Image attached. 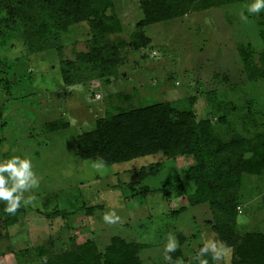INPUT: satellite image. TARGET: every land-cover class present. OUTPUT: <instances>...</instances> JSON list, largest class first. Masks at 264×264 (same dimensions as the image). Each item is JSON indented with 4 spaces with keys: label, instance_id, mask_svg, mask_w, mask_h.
Here are the masks:
<instances>
[{
    "label": "rangeland",
    "instance_id": "1",
    "mask_svg": "<svg viewBox=\"0 0 264 264\" xmlns=\"http://www.w3.org/2000/svg\"><path fill=\"white\" fill-rule=\"evenodd\" d=\"M14 2L0 0V17H7L2 24L10 25L5 39H0V160L30 158L39 183L23 192L25 213L17 224L5 227L0 210V264H48L87 239L104 250L114 235L143 243L139 254L146 264H169L165 249L170 236L176 248L180 245L179 231L185 238L184 256L197 264L193 257L200 244L215 242L210 223L218 214L205 202L191 204L172 217V208L180 204L174 190L166 195L163 189L167 182L184 184L193 157L158 153L105 165L78 158L77 136L94 128L107 113L177 99L186 104L193 95L198 116L211 117L225 139L234 132L252 136L264 131V125L245 126L242 119L252 100L257 120L264 122V77L250 80L239 53L243 47L246 61L261 65L264 9L248 13L253 0H244L151 23L143 28L151 43L141 50L125 48L116 75L66 86L60 62L75 60L78 52L89 49L88 22L76 21L59 30V53L37 32L52 21L46 20L49 15L22 0ZM113 5L122 31L110 37L130 41L143 18L138 0H113ZM14 8L16 15L11 13ZM209 91L235 107L229 127L219 122L222 112L209 100ZM57 119L68 121L69 127L47 131L45 124ZM158 161L164 166L157 176H138L143 165ZM263 188V176L243 175L241 189H247L246 196ZM248 202L249 197L245 206ZM240 209L239 230L251 231L248 224L241 225L249 213ZM113 212L118 219L105 222V214ZM46 213L54 216L47 218ZM222 252L216 263L230 262L232 248Z\"/></svg>",
    "mask_w": 264,
    "mask_h": 264
},
{
    "label": "trees",
    "instance_id": "2",
    "mask_svg": "<svg viewBox=\"0 0 264 264\" xmlns=\"http://www.w3.org/2000/svg\"><path fill=\"white\" fill-rule=\"evenodd\" d=\"M15 4L21 0H14ZM26 6L38 9L49 15V25L37 30L38 35L61 53L59 30L66 29L76 21H87L91 29L89 49L76 54L75 60L63 59L60 70L66 86L83 83L95 78H109L117 74L123 65L122 52L131 47L141 50L151 43L143 28L151 23L181 17L193 11L220 7L244 0H138L143 18L137 22L136 29L130 35V41L111 39L122 31L121 20L114 11L113 0H22ZM10 10L12 7L7 6ZM15 14V8L11 10ZM7 17H0V39H5L8 23L2 24ZM29 20V17H26ZM27 21L25 25H27ZM29 39L32 38L31 29ZM264 42V28L260 30ZM239 53L243 57L244 67L250 80L264 77V52L261 65L246 61L245 49ZM209 100L217 105L222 115L219 122L230 126L233 119V107L229 102L216 97V93L207 92ZM184 100V99H183ZM197 96L189 97L184 104L182 99L162 101L146 106L123 109L116 113H107L99 118L94 128L83 131L77 136L76 153L83 160H96L105 165L127 162L138 157L161 153L168 158L191 155L194 159L184 173V184H164L166 195L174 190L179 207L172 208L171 216L178 217L187 211L189 205L208 202L217 212L218 219L211 222L215 233V242L223 248H232L230 262L216 263L208 254L209 264H264V232L258 230H239V209L244 204L241 191L243 175L252 174L264 177V131L252 136L234 132L225 139L216 129L211 117H200L193 106ZM253 101H248L242 114L244 124L264 125L257 120L252 109ZM184 104V106H183ZM245 124V126H246ZM69 122L57 119L45 124L49 132L69 127ZM161 161L143 165L138 173L141 179L157 176L163 169ZM180 197V198H179ZM6 201L0 204L4 214L5 227L17 224L25 213L21 206L15 214L6 213ZM61 214L60 212H57ZM54 216V214L52 213ZM46 213V217H52ZM180 245L168 252L172 263L183 261L192 264L184 256L181 245L185 238L178 232ZM204 243L200 244L198 251ZM144 244L130 242L114 235L104 250L96 242L87 239L75 248L57 255L48 264H146L140 257ZM197 251V253H198Z\"/></svg>",
    "mask_w": 264,
    "mask_h": 264
},
{
    "label": "clouds",
    "instance_id": "3",
    "mask_svg": "<svg viewBox=\"0 0 264 264\" xmlns=\"http://www.w3.org/2000/svg\"><path fill=\"white\" fill-rule=\"evenodd\" d=\"M261 9H264V0H253L248 6L247 12L259 13ZM241 18L247 19L243 15ZM38 183L30 158H22L17 155L0 160V201L7 202L4 207L6 213L15 214L21 206L23 192L38 186ZM115 219H118V217H115L114 212L104 216L105 222L108 223H114ZM175 248V239L170 236L165 252H172ZM208 254H211L213 261H219L223 252L218 247L217 242L207 241L193 257V260L197 261V264H209ZM165 259L169 261V264H172L171 256L166 255Z\"/></svg>",
    "mask_w": 264,
    "mask_h": 264
},
{
    "label": "crops",
    "instance_id": "4",
    "mask_svg": "<svg viewBox=\"0 0 264 264\" xmlns=\"http://www.w3.org/2000/svg\"><path fill=\"white\" fill-rule=\"evenodd\" d=\"M203 10H206V9H203ZM188 14L189 13H187L186 15ZM248 186H250V183ZM241 191L244 195L243 196L244 197L243 199H245L244 203L249 197V202H248L249 206H245V204H242L241 209H240L242 211L246 210V212L249 213V215L246 217L245 221L241 223V225L248 224L252 230H258V231L264 232V188L260 192H257L255 196L253 194L251 196H246L247 189L244 192L242 189Z\"/></svg>",
    "mask_w": 264,
    "mask_h": 264
}]
</instances>
